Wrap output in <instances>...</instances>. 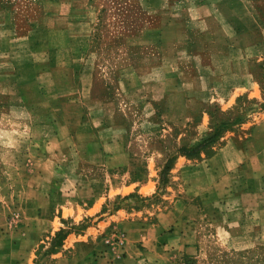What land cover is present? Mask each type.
Here are the masks:
<instances>
[{
  "label": "crops",
  "instance_id": "obj_1",
  "mask_svg": "<svg viewBox=\"0 0 264 264\" xmlns=\"http://www.w3.org/2000/svg\"><path fill=\"white\" fill-rule=\"evenodd\" d=\"M116 1L105 28L92 0L44 8L41 45L0 47V167L17 163L4 176L26 194L21 223L93 218L67 235L55 264H225L264 247V119L233 121L195 155L165 157L167 192L144 208L157 158L129 150L123 123L128 105H158L163 121L148 129L174 130L169 144L187 148L216 127L213 105L235 113L240 98H262L258 0ZM18 237L34 243L15 264H32L42 234Z\"/></svg>",
  "mask_w": 264,
  "mask_h": 264
},
{
  "label": "rangeland",
  "instance_id": "obj_2",
  "mask_svg": "<svg viewBox=\"0 0 264 264\" xmlns=\"http://www.w3.org/2000/svg\"><path fill=\"white\" fill-rule=\"evenodd\" d=\"M119 2L116 0H92L93 9L96 11L101 10V13L105 15V18L102 20L104 28L107 24L111 25L114 21L112 14L117 9L122 8L121 6L119 8ZM254 3L256 4V11L264 19V0H258ZM70 5L75 6L77 9L86 10L89 7V0H0V47L17 48L21 45H28L29 43L37 44L39 42L41 45L42 35L36 30V24L43 9L56 11L62 7L67 8ZM119 15L123 16L120 12ZM129 16H132V14L130 13ZM261 72L264 74V67ZM237 103L239 105L235 113H220L219 106L217 104L213 105L216 110L212 114V121L215 122L216 127L210 131L206 138L213 135L216 137L218 135L226 136L229 131L233 132L236 129L229 127V123L233 121H241L245 118L248 120L251 118L253 120L264 119V96L250 100L240 98ZM147 108L149 106L146 104L133 103L131 106L128 105L126 107L128 111L127 117L123 119V123L128 127L127 137L131 144L129 150L132 153L154 154L157 158L155 162V170H157L159 175L157 177V189L153 195L142 198L139 201L143 208L163 200V195L167 192L166 188L168 184V178L165 176V171L162 168L164 159L165 157L173 156L180 150L176 144H169L170 139H175L176 134L174 130H168L167 133L161 130L159 134L157 133L159 132L157 127L148 129L149 123H159V121L162 122L163 120L158 111L160 106H153L156 111L151 114L146 111ZM131 125L134 126V129L131 128ZM186 144L187 148L183 147L184 150L188 151L193 147L189 143ZM146 163L145 161L144 164L146 165ZM6 167L9 169L4 170L0 167V174H2L0 176V264H15V262H19L20 258L23 257V254L20 253L21 249H29L30 245L34 243L33 241H18L21 238L18 235L25 233L36 235L41 233L43 236L38 249L33 252V255L31 254L32 256H29L32 264H55L59 260V257L55 255L64 245L67 235L73 232L84 234L91 226L93 218L83 217L76 222L63 219L61 225L58 222L54 224L39 223L33 225L21 223V213L25 210L21 199L26 194H21L20 191H17L15 185L16 178L4 176L6 171H18L17 163L10 161ZM41 179L32 178L31 182L34 184L41 183ZM53 212L57 214V210L54 208ZM88 231L91 232V230ZM217 248L220 249L219 246ZM212 252L216 254L215 252L217 251L213 248ZM223 260L225 264H264V247L257 246L245 251L235 252ZM223 260L220 259L221 262H224Z\"/></svg>",
  "mask_w": 264,
  "mask_h": 264
},
{
  "label": "trees",
  "instance_id": "obj_3",
  "mask_svg": "<svg viewBox=\"0 0 264 264\" xmlns=\"http://www.w3.org/2000/svg\"><path fill=\"white\" fill-rule=\"evenodd\" d=\"M216 138L215 135L209 137V138H205L204 140H202L200 143H198L197 145L193 146L190 150H184L183 148H181L179 150V153L181 155H186V156H192L195 155L196 153H198L200 150L204 149L205 147H207L210 143L213 142V140ZM169 168V165L167 164L166 167L164 168L163 171H165Z\"/></svg>",
  "mask_w": 264,
  "mask_h": 264
}]
</instances>
